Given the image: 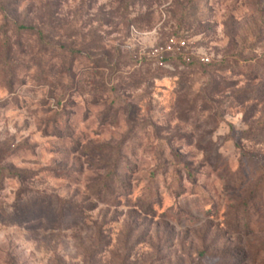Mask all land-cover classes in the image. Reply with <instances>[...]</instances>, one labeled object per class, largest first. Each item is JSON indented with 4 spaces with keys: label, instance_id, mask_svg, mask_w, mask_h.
Listing matches in <instances>:
<instances>
[{
    "label": "rangeland",
    "instance_id": "374dc122",
    "mask_svg": "<svg viewBox=\"0 0 264 264\" xmlns=\"http://www.w3.org/2000/svg\"><path fill=\"white\" fill-rule=\"evenodd\" d=\"M0 264H264V0H0Z\"/></svg>",
    "mask_w": 264,
    "mask_h": 264
},
{
    "label": "built area",
    "instance_id": "2783aa9c",
    "mask_svg": "<svg viewBox=\"0 0 264 264\" xmlns=\"http://www.w3.org/2000/svg\"><path fill=\"white\" fill-rule=\"evenodd\" d=\"M187 49L186 42L174 37L168 38L162 45L154 47L151 51L153 57L164 60L165 58L183 55L182 52ZM202 62L208 63V58H203Z\"/></svg>",
    "mask_w": 264,
    "mask_h": 264
},
{
    "label": "trees",
    "instance_id": "16d2710c",
    "mask_svg": "<svg viewBox=\"0 0 264 264\" xmlns=\"http://www.w3.org/2000/svg\"><path fill=\"white\" fill-rule=\"evenodd\" d=\"M22 30H31V29H27V28H22ZM171 60H178L180 61L182 64H185L187 62V64H189L191 61L189 58H184L183 55H178V56H175V57H170V58H165L163 61H171Z\"/></svg>",
    "mask_w": 264,
    "mask_h": 264
}]
</instances>
